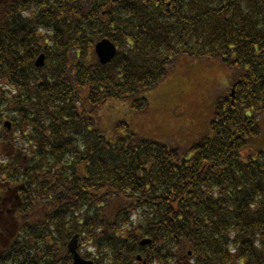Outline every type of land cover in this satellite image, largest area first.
I'll return each mask as SVG.
<instances>
[{
  "label": "trees",
  "instance_id": "1",
  "mask_svg": "<svg viewBox=\"0 0 264 264\" xmlns=\"http://www.w3.org/2000/svg\"><path fill=\"white\" fill-rule=\"evenodd\" d=\"M0 144V264H264V0H0Z\"/></svg>",
  "mask_w": 264,
  "mask_h": 264
},
{
  "label": "rangeland",
  "instance_id": "2",
  "mask_svg": "<svg viewBox=\"0 0 264 264\" xmlns=\"http://www.w3.org/2000/svg\"><path fill=\"white\" fill-rule=\"evenodd\" d=\"M181 66H186V64H183ZM184 71V69H182ZM195 71L203 72L202 69H195ZM199 78H206L205 73H201L199 75ZM190 91V86L188 85H183L181 84L176 77H171L169 80L166 82H162L161 84L158 85V91L155 90L153 91V94L157 92L158 98L156 99L155 102V107L156 112H160L159 115L157 116L153 110V108H150L148 111V114L151 118L152 124L159 123V121L166 120L168 116H172L174 112V108L172 105L179 100H183L187 93ZM160 109V110H159ZM163 113V117L161 119V114ZM174 118V117H173ZM176 127L181 128L184 125H186V119H179V118H174Z\"/></svg>",
  "mask_w": 264,
  "mask_h": 264
},
{
  "label": "water",
  "instance_id": "3",
  "mask_svg": "<svg viewBox=\"0 0 264 264\" xmlns=\"http://www.w3.org/2000/svg\"><path fill=\"white\" fill-rule=\"evenodd\" d=\"M95 53L99 59V62L101 64H106L108 63L116 53L114 45L109 41V40H102L98 42L95 45ZM43 65V56H40L39 59L36 62L37 67H41ZM4 126L6 128H9V123H5ZM148 243V241H142L141 245ZM76 237H74L71 242L68 245L69 251L73 254L74 256V261L73 264H92L90 262L83 261L77 254H76ZM138 260H140L138 258Z\"/></svg>",
  "mask_w": 264,
  "mask_h": 264
}]
</instances>
